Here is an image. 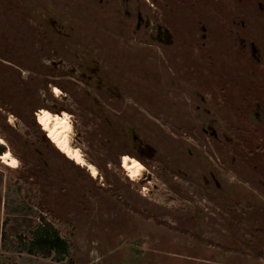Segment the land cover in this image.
Segmentation results:
<instances>
[{
  "label": "rangeland",
  "instance_id": "1",
  "mask_svg": "<svg viewBox=\"0 0 264 264\" xmlns=\"http://www.w3.org/2000/svg\"><path fill=\"white\" fill-rule=\"evenodd\" d=\"M0 137V264H264V0H0Z\"/></svg>",
  "mask_w": 264,
  "mask_h": 264
},
{
  "label": "bare ground",
  "instance_id": "2",
  "mask_svg": "<svg viewBox=\"0 0 264 264\" xmlns=\"http://www.w3.org/2000/svg\"><path fill=\"white\" fill-rule=\"evenodd\" d=\"M56 91L59 90L57 89ZM63 116L64 117L46 109H44L39 115L40 119L44 123V126L48 129V133H50L51 138L58 144L62 151L78 163L87 165L94 172V174H97V167L92 163H87L81 150L74 147L72 144L70 137V131L72 129L70 115L64 112ZM0 142L4 143V139L1 137ZM0 157L7 165L13 167L17 166L18 161L10 151H6ZM124 167L130 172L132 177L140 175L144 169V165L141 162L126 157L124 160Z\"/></svg>",
  "mask_w": 264,
  "mask_h": 264
},
{
  "label": "trees",
  "instance_id": "3",
  "mask_svg": "<svg viewBox=\"0 0 264 264\" xmlns=\"http://www.w3.org/2000/svg\"><path fill=\"white\" fill-rule=\"evenodd\" d=\"M4 150V146L0 144V151ZM3 154V153H2ZM36 241L39 246L43 247V250L50 253L54 249H58L62 246L63 237L59 231L47 222L38 226L35 231Z\"/></svg>",
  "mask_w": 264,
  "mask_h": 264
}]
</instances>
